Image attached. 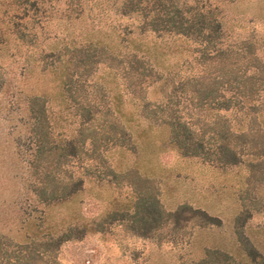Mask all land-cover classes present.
<instances>
[{
  "label": "rangeland",
  "instance_id": "obj_1",
  "mask_svg": "<svg viewBox=\"0 0 264 264\" xmlns=\"http://www.w3.org/2000/svg\"><path fill=\"white\" fill-rule=\"evenodd\" d=\"M12 1L0 0V245H14L15 258L26 264H223L224 253L240 261L234 217L241 208L238 175L246 169L226 170L206 160L216 143L210 121L222 124L232 115L208 110L188 89L202 74L195 46L180 42V47L167 34L139 33L135 20L119 16L109 0H37L38 7L31 5L28 12L21 11V3L10 29L2 13ZM206 4L225 41L238 46L246 39L264 59V0ZM132 38L154 61L167 63L166 81L129 70ZM180 82L185 89L177 88ZM35 93L45 99L46 131L37 168L35 122L28 110ZM166 100L194 138L203 135L207 156L184 157L164 142L169 135L162 118L168 114L158 105ZM85 109L91 118L82 124ZM134 165L140 173L126 176ZM75 181L78 189L46 203L47 216L41 218L44 204L36 202V190L44 185L47 192L55 183L68 188ZM251 195L259 201L241 230L264 252V187L256 186ZM184 203L203 209L214 222L174 223L171 215L157 218V206L156 220L148 218L150 228L138 219L157 204L167 213ZM23 219H46L42 225L49 232L40 239L47 248L11 244L25 241L18 227ZM61 231L62 239L51 245L49 236Z\"/></svg>",
  "mask_w": 264,
  "mask_h": 264
},
{
  "label": "trees",
  "instance_id": "obj_2",
  "mask_svg": "<svg viewBox=\"0 0 264 264\" xmlns=\"http://www.w3.org/2000/svg\"><path fill=\"white\" fill-rule=\"evenodd\" d=\"M109 1L111 8L119 16H127L135 20L133 27L139 33L147 31L160 35L167 34L172 36L175 41H178L180 47L182 46L180 42H189L195 46L193 58L201 66L200 72L202 74L198 78H193L195 81L189 85L188 89L196 93L197 102L205 103L208 110L214 109L217 111L222 109L226 114L232 115V118L226 116L222 124L219 123L217 118L210 121L208 127L211 129V133L216 136L214 138L216 143L210 149L209 153L211 154L209 155L211 156L207 157L208 159L206 160L212 165L219 163L226 170L242 166L246 169L245 173L240 172L239 175L237 173L239 178L238 186L240 190L242 189L240 192L242 197H239L241 208L234 217L235 232L237 234L235 248L240 261L234 260L233 253H224L223 264H264V252L241 230L247 218L257 208L256 202L259 201L257 196L251 195V192L258 185L264 187V59L256 55L250 41L242 39L239 41L238 46H234L235 44H231L222 38L220 21L213 15L209 5L206 4V0ZM21 3L24 4L21 8L23 12H28L31 5H34L35 8L38 7L37 0H13L3 9L2 13V17L5 18L6 25H10V29L14 27L11 21L19 14L20 11L16 12L20 8L19 4ZM94 3L95 0H92L91 4ZM91 8L89 4L87 9ZM23 16H28V13H24ZM131 42L133 49H130L128 57L129 70L136 76H156L157 74L156 78L161 79L163 77L162 80L166 81V74L169 72L167 63L161 60L154 61L146 46L141 51L138 43L135 42V38H132ZM135 43H137V46ZM117 55L118 53L111 55V59H115ZM182 56L183 53L179 52L178 57L182 58ZM181 62L183 64L184 59ZM177 63L178 60H176L175 66ZM159 65L161 72L157 70ZM182 84L183 82H180V86H177V88L180 90L185 89L186 87H183ZM258 89L262 90L263 93H258ZM158 108L168 114L167 117L162 118V123L166 125V132L169 135L164 142H167L178 154L184 157H198L200 153H206V151H202L204 149L203 135L200 134L194 138L187 122L180 121L176 117V109L168 105L167 100L162 105H158ZM44 109L45 99L38 93L30 95L28 110L31 112V117L35 122L34 127L36 130L34 132L36 135V150L38 151L34 164L36 168L40 165L41 155L39 153L43 151L46 140V131L43 125L45 122ZM80 114L81 119L79 122L82 124H85L91 118L89 109H85ZM73 147L72 144L69 145L70 154L74 152ZM247 154L252 158H241L242 155L247 156ZM205 156L207 155L205 154ZM57 162L58 159L54 160L55 167ZM126 171V176L140 173L136 165L130 166ZM46 176L47 173L44 172V175L39 178L44 181ZM79 182H81L80 179ZM77 184L78 181H75L72 186L67 188L64 183H55L47 192L46 186L42 185L39 187L36 190L37 199L35 200L39 205L44 204L40 208L43 215L41 216L40 214L39 218L40 216L41 218L47 216L46 203L48 204V202L50 203L53 200L63 199L71 195L78 189L76 187ZM143 201L141 198L140 203L137 202L136 206H140V209L143 208ZM156 206L157 218L162 219L166 215H171L174 223L189 218H195L199 222H214V218L203 209L191 208L185 203L178 205L172 212L167 213L157 204L153 206L152 210L146 209L145 213L141 212L139 214L138 219H141L143 224H146L147 227L145 228L152 226V222L148 221L150 216H152V220H156V217L154 218V214H152ZM184 212L189 213L184 215ZM42 220L45 221L46 219ZM43 222L41 220L37 222L23 219L18 227L24 230L22 241L25 240L26 242L21 243L12 240L13 243L11 244L23 245L21 248H26L30 245L47 248L46 239H40L41 236L49 232L43 229ZM30 227H33V230ZM73 227L69 228L76 230V227ZM142 234L145 233L143 232ZM37 235H40L39 238L35 237ZM62 235L63 231L57 237L49 236L50 244L56 245L62 239ZM36 239L39 242L33 244ZM25 250L32 253L30 248ZM15 251L14 245L9 243L0 245V264H26V261L22 262L15 258Z\"/></svg>",
  "mask_w": 264,
  "mask_h": 264
}]
</instances>
